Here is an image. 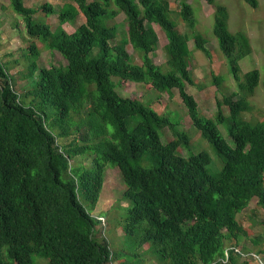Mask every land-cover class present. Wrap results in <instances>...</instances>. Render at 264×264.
Segmentation results:
<instances>
[{
    "label": "trees",
    "instance_id": "obj_1",
    "mask_svg": "<svg viewBox=\"0 0 264 264\" xmlns=\"http://www.w3.org/2000/svg\"><path fill=\"white\" fill-rule=\"evenodd\" d=\"M9 2L24 19L29 40L23 48L24 76L33 82L18 91L11 64L0 59V264L16 259L21 264H146V256L159 264H219L228 247L243 249L239 243L248 232L238 215L254 198L264 209V120L239 119L252 107L248 99L260 71L252 69L242 78L238 60L251 53V43L245 33L229 30L227 7L216 6L214 33L238 91L218 101L217 120L224 117L220 107L227 105L234 119L232 143L186 90L187 83H195L192 49L189 36L170 17L168 0H73L59 10L49 2L36 8L24 0ZM41 10L57 12L56 29L34 17ZM79 12L85 22L66 31L63 25ZM120 12L128 30L114 43L118 27L110 21ZM180 15L194 31L196 46L209 54L186 0ZM154 24L168 40L166 69L153 58L159 47ZM37 41L66 62L41 66ZM128 45L139 53L140 63ZM215 79L219 83L221 77ZM124 81L162 92L177 88L221 168L210 169L208 151L191 150L189 133L171 115L121 95L117 86ZM133 117L138 120L130 128ZM165 128L172 139L163 140ZM109 163L119 168L126 185L116 206L126 237L122 249L113 248L104 218L92 212ZM241 256L247 255L231 251L226 264H253Z\"/></svg>",
    "mask_w": 264,
    "mask_h": 264
},
{
    "label": "rangeland",
    "instance_id": "obj_2",
    "mask_svg": "<svg viewBox=\"0 0 264 264\" xmlns=\"http://www.w3.org/2000/svg\"><path fill=\"white\" fill-rule=\"evenodd\" d=\"M24 1L26 6L34 8L49 2L52 3L56 10H59L65 3L73 2V0ZM181 1L168 0L171 8L170 17L177 21L179 30L189 36V45L192 49L189 67L192 69L195 83L193 85L187 83L186 90L196 98L201 114L212 119L221 134L228 142L232 143L229 127L234 119L231 117L230 108L223 104L220 109L224 117L221 120H217L219 115L218 101L223 100L225 95L238 91V85L232 73L229 60L220 48L218 38L214 33L216 6L224 5L227 7L229 13L228 25L232 33L243 32L250 39L251 53L238 60L241 76L243 78L248 71L258 68L260 81L255 93L249 96L248 99L252 106L250 109H252L244 111L239 119L255 123L264 120V0H258V7L251 6L246 0H215V5L207 0H186L194 8L197 20L195 31L205 38L209 54L196 46L194 31L188 27L186 21L180 15ZM34 17L39 21L49 23L53 30L59 25L57 12L48 15L41 10L35 13ZM85 20L83 13L79 12L74 22H67L63 27L66 31L73 32ZM110 24H116L118 27V34L114 43L122 36L127 35L128 23L123 12L117 14L110 21ZM154 26L159 34V47L153 53V58L156 63L161 64L166 69L167 55L165 45L168 40L163 29L157 24H154ZM28 41L23 16L11 7L9 0H0V59L11 64V72L16 80V89L21 92L26 91L33 82L24 76L28 70L27 62L23 55V48L29 44ZM37 45L41 51L38 58L41 66H48L52 62L57 64L66 62L58 51L45 48L39 41H37ZM128 49L135 57V61L140 63L139 53L131 45H128ZM31 58L30 56L29 60ZM216 77H221L219 83H217ZM117 90L123 96L137 98L146 104H151L159 113L171 115L172 120L180 122L179 127L189 133L191 150L193 152L208 151L212 156L210 169L216 171L221 168L223 162L220 161L209 141L194 126L189 116L188 108L184 104L177 88L162 92L153 88L150 84L124 81L117 86ZM24 100L29 103L31 97H26ZM137 120L138 117H133L129 122V127L132 128ZM172 138L173 134L171 131L165 128L163 140ZM180 152L184 155L189 153L186 148L180 149ZM125 186L119 168L113 167L110 163L106 164L104 186L99 202L92 212L104 218L106 236L113 248L122 249V241L126 239L124 230L118 221L119 209L116 207L117 201L125 190ZM238 218L248 232V236H243L239 243L243 247L244 253H258L257 250L259 249L264 251V209L258 204L257 198L250 202L248 207L238 215ZM230 243H227V245L229 246ZM146 248L147 246H145ZM258 256L261 257V260L257 257L251 258L247 256H241L240 259L243 261L248 258L253 264H264V252L258 253ZM146 258L148 259L146 264H159L151 256H146ZM15 264H21V262L16 259ZM113 264L117 263L114 262Z\"/></svg>",
    "mask_w": 264,
    "mask_h": 264
},
{
    "label": "clouds",
    "instance_id": "obj_3",
    "mask_svg": "<svg viewBox=\"0 0 264 264\" xmlns=\"http://www.w3.org/2000/svg\"><path fill=\"white\" fill-rule=\"evenodd\" d=\"M231 251H234L235 254L247 255V256L252 257V258H256L257 257L256 253H254V252L244 253V251L241 248H239V246H232V247H230V249H229V247H228V249H226L225 257L219 259V264L220 263L221 264H226V263L229 262V260H230V252ZM258 258L260 259V257H258Z\"/></svg>",
    "mask_w": 264,
    "mask_h": 264
}]
</instances>
